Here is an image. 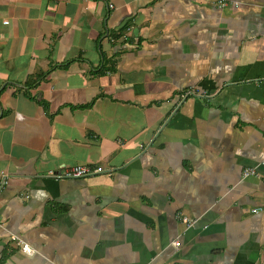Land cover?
I'll return each instance as SVG.
<instances>
[{
    "label": "crops",
    "instance_id": "1",
    "mask_svg": "<svg viewBox=\"0 0 264 264\" xmlns=\"http://www.w3.org/2000/svg\"><path fill=\"white\" fill-rule=\"evenodd\" d=\"M217 1L0 0V264H264V0Z\"/></svg>",
    "mask_w": 264,
    "mask_h": 264
},
{
    "label": "built area",
    "instance_id": "2",
    "mask_svg": "<svg viewBox=\"0 0 264 264\" xmlns=\"http://www.w3.org/2000/svg\"><path fill=\"white\" fill-rule=\"evenodd\" d=\"M227 3V0H218L217 1V6L219 7H223L225 6ZM110 7H113L112 5H110ZM105 171V168L102 166H91L88 164H77L74 166H70V167H65L59 170H55V171H51V175L54 177H58V178H64V177H85V176H90L92 174L98 173V172H102ZM254 169L253 168H246L244 169L242 175L243 178L249 176L251 173L253 172ZM256 211H258V209H255ZM184 221L187 223L188 226H191L193 224V222L187 218H184ZM15 238H17V236H15ZM19 239V238H18ZM18 243L21 245L22 249L26 252H33L34 250L32 249V247L26 243L24 240H22L21 238L18 240ZM180 240H174L173 241V245L176 247L180 246Z\"/></svg>",
    "mask_w": 264,
    "mask_h": 264
}]
</instances>
